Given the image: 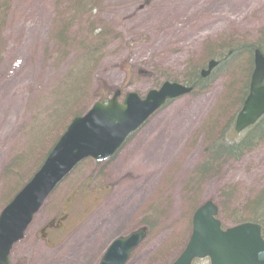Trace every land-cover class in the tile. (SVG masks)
<instances>
[{
    "label": "rangeland",
    "instance_id": "374dc122",
    "mask_svg": "<svg viewBox=\"0 0 264 264\" xmlns=\"http://www.w3.org/2000/svg\"><path fill=\"white\" fill-rule=\"evenodd\" d=\"M259 44L264 55V0H0V211L71 119L101 97L183 84L193 68ZM247 61L239 52L207 89L165 105L110 160L81 162L12 247L9 264H97L112 240L142 226L147 238L127 264H169L205 202L223 229L247 218L264 192V140L199 171L211 144L243 136L232 118ZM75 77L80 87L67 99ZM68 201L67 219L48 231L62 239L51 247L39 231Z\"/></svg>",
    "mask_w": 264,
    "mask_h": 264
},
{
    "label": "water",
    "instance_id": "95a60500",
    "mask_svg": "<svg viewBox=\"0 0 264 264\" xmlns=\"http://www.w3.org/2000/svg\"><path fill=\"white\" fill-rule=\"evenodd\" d=\"M217 66L209 61L201 70L202 79ZM264 57L253 51V70L248 94L235 118L234 131L240 133L264 115ZM191 88L163 83L144 98L127 93L121 102L115 91L106 104L95 103L81 117L74 118L48 153L39 170L0 212V264H8L13 245L22 238L33 216L42 207L55 187L83 160L106 161L166 102L188 95ZM217 208L205 202L193 214L189 240L172 264H191L194 259L209 260V264H264V241L260 227L244 223L222 230L215 219ZM146 228H139L124 237L114 239L98 264H126L131 254L142 244Z\"/></svg>",
    "mask_w": 264,
    "mask_h": 264
},
{
    "label": "trees",
    "instance_id": "16d2710c",
    "mask_svg": "<svg viewBox=\"0 0 264 264\" xmlns=\"http://www.w3.org/2000/svg\"><path fill=\"white\" fill-rule=\"evenodd\" d=\"M63 31L59 34L61 35ZM98 37V36H97ZM95 38L97 42H100L101 36ZM94 38V37H93ZM255 48H258L260 51L262 50L261 44L258 46H251V45H242L237 46L231 50V54L228 53L216 59L219 62V65L216 69L223 67L228 61L232 60V58L239 54V52H244L246 57L248 58L247 61V68L246 71L243 72V80L241 81V88L235 95V99H239L241 102L244 101L247 90H248V82L249 77L252 71V54ZM215 69V70H216ZM82 73V72H81ZM127 74V73H126ZM83 73L81 74L82 78ZM213 73L206 79H201L200 71L198 72L196 69H192L188 76H186V80L183 85L187 87H191L194 93L195 91H203L208 88L209 83L212 80ZM246 79V81L244 80ZM166 82V81H165ZM80 78L75 77V84L74 81L72 84L73 87H69V94L67 95V99L71 96L73 97L75 92L77 94L78 89L80 87ZM178 83V82H176ZM181 84V83H180ZM71 86V85H70ZM106 98L101 97L99 102H105ZM242 104V103H241ZM62 113V115H64ZM84 112H81L76 116H81ZM235 117L232 118V123H234ZM264 140V116L253 126L249 127L243 132V136L237 142H230L223 144L222 142L216 141L215 143L211 144L207 150L208 160L206 163L200 166L199 171L202 173H206L209 169H212V164L219 163L220 161L229 160V159H239L244 153L249 151L253 146L258 145L259 142ZM50 150V149H49ZM234 225H239L242 223H253L257 224L261 228V235L264 240V192L261 196L251 205V209H249L247 218L237 217L233 219Z\"/></svg>",
    "mask_w": 264,
    "mask_h": 264
},
{
    "label": "flooded vegetation",
    "instance_id": "af4514ba",
    "mask_svg": "<svg viewBox=\"0 0 264 264\" xmlns=\"http://www.w3.org/2000/svg\"><path fill=\"white\" fill-rule=\"evenodd\" d=\"M69 202H70V201H68V203H67L65 206H63V204L61 205L60 216H59V218H58L54 223H53V222H50V224H47L46 226L44 225L43 228H41V230H40V234H41V236H42V238H43L44 240L47 241V235H46V233H48V232H47V229L50 227V225L55 224L53 228L58 229L59 227H61L62 222H63L65 219H67V216H68V215H67V213H66V210H67V208L69 207ZM61 229H64V228H61ZM66 230H67V229H64V231H66Z\"/></svg>",
    "mask_w": 264,
    "mask_h": 264
},
{
    "label": "bare ground",
    "instance_id": "6f19581e",
    "mask_svg": "<svg viewBox=\"0 0 264 264\" xmlns=\"http://www.w3.org/2000/svg\"><path fill=\"white\" fill-rule=\"evenodd\" d=\"M129 207H132L131 205H129Z\"/></svg>",
    "mask_w": 264,
    "mask_h": 264
}]
</instances>
